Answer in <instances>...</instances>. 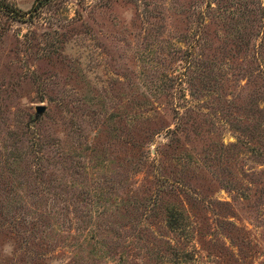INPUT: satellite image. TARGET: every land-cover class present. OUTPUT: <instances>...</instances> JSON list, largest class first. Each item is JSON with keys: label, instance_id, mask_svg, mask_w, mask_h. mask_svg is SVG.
Listing matches in <instances>:
<instances>
[{"label": "rangeland", "instance_id": "rangeland-1", "mask_svg": "<svg viewBox=\"0 0 264 264\" xmlns=\"http://www.w3.org/2000/svg\"><path fill=\"white\" fill-rule=\"evenodd\" d=\"M207 1L211 2L209 8L204 6ZM3 2L26 11L34 0ZM249 10L252 11L247 13ZM263 14L264 0H50L32 17L25 14L13 19L0 11V165L10 156L6 152L11 150L13 134L23 130L27 133L24 141L22 137L26 155L16 171L28 174L37 165L44 166L43 161L33 157L35 146L28 150L32 132L48 139L58 138L66 153L53 167L51 178L44 176L43 180L50 178L49 187L59 182V187L66 189L75 180L77 190L70 189L72 206L78 213L83 207L92 213L90 225L75 231V238L72 230L59 234L53 227L35 231L36 249L31 264H85L91 242L98 236L112 258L95 256L93 264H123V254H127L123 249L125 218L119 213L96 214L119 204L127 189H138L140 195L148 196L155 187L153 168H157V174H174V157L183 154L165 146L163 132L166 126H173L174 109L182 110L189 104H196L201 112H195L198 126L190 133V141H184L179 134V143L191 153L187 159L193 165L183 179L205 201L230 203L228 219L243 226L254 242L252 249L244 247L243 257V251L229 243L226 236L214 234V247L209 252L196 245L200 262L264 264V225L257 226L260 223L254 217L255 211L221 187L225 166L220 160L214 157L203 162L204 149L213 150L219 143L234 139L225 123L205 114L218 111V104L212 100L214 92L200 89L210 86L209 90L231 97L236 104L246 98L252 85L245 84V78H236L249 64L252 49L237 51L235 45L242 48L247 44L251 48L257 42L264 28V18L259 19ZM237 34L243 35L241 42ZM190 55L195 56L200 68L207 60H212L214 68H222L214 87L207 83L201 86L203 68L192 74L195 85L188 87L189 73L183 71V60ZM195 87L199 88L194 91L197 98L189 93ZM36 104L45 109L34 117ZM212 126L218 130L211 131ZM44 151L48 157L53 153L50 148L44 147ZM242 164L248 167L252 162L231 158L228 169L236 173ZM4 179L12 183L5 184ZM15 179L0 167V200L9 199L29 218L34 217L30 208L44 209L45 204L49 205L50 199L26 194L42 189L40 183L29 176L18 185ZM8 189L18 192L15 198L3 197ZM99 189L105 192L103 197L98 196ZM53 202L58 207L67 203L59 199L50 205ZM194 215L196 226L209 230L213 225L209 210H197ZM72 216L70 212L61 213L53 220L62 222ZM80 220L88 222L85 216ZM157 233L170 237L160 229ZM205 236L208 240L209 236ZM13 244L7 230L0 227V264H29L33 253L26 251L14 252L10 260ZM73 253L75 263L69 259ZM145 263L152 264L150 260Z\"/></svg>", "mask_w": 264, "mask_h": 264}, {"label": "trees", "instance_id": "trees-1", "mask_svg": "<svg viewBox=\"0 0 264 264\" xmlns=\"http://www.w3.org/2000/svg\"><path fill=\"white\" fill-rule=\"evenodd\" d=\"M49 1L34 0L30 9L21 11L11 4H4L3 0H0V11L7 13L13 19H20L25 14L32 17ZM210 3V1H207L204 6L209 8ZM261 8L263 9V7ZM251 11L249 10L247 13ZM199 14L202 15V12L199 11ZM263 18L264 14L259 16V19L263 20ZM235 37L238 42L244 39L243 35L240 34L235 35ZM235 47H237V51L252 49V56L248 60L249 64L242 69L243 72L236 78H245V84L252 85V88H250L246 98L239 104L235 102L234 104L231 97L228 98L226 95L220 94V92L213 91V89L209 90L210 86L200 88L204 89L206 93L214 92V95H211L214 97L212 100H214L215 104H218V108H216L218 111L205 114L218 118L225 123L228 130L233 133L234 139L227 144L219 143V147L213 150H211L212 148L204 149L202 158L204 159L203 162L205 160L209 161L214 157L218 161L220 160L225 167H223V176L219 184L231 192L237 200L244 201L246 208L255 211L254 217L259 220L258 223L260 224L257 226H260L264 225V60H260L261 56L264 55V28L257 42L252 44L251 48L247 44L242 48H239L240 45L238 44ZM207 61L205 68L202 67L204 69L202 73L205 76L203 75L204 78H200V81H202L201 86H205V83H207L214 87L216 76L219 75V69L221 70L222 68H214L212 60ZM226 67L228 66L224 68ZM183 68V71L187 70V73H189L188 87L194 86V82L191 81V79H194V77H191L192 74L202 71L195 56H186L183 60ZM239 72L240 70L237 73ZM194 89L189 93L192 97L197 98L199 96H194L196 94L194 91H199V88L195 87ZM179 109L180 107L174 109L175 120L173 126H166L163 132V137L166 139L165 146L176 150L178 154H183V156L176 155L174 157L177 165L174 174L167 175L160 171L157 174V168H153L155 172L153 180L155 187L148 196L140 195L139 191H137L138 189H127L123 192V198H119V204L114 205L112 209L105 208L96 214L98 216L106 214L114 216V214L119 213L123 219L125 218L122 224L124 232L123 249L127 251V254H123V264H147L145 261L148 262L149 260L152 264H201L198 246L199 249H205L209 252L214 247L212 245V236L214 234L226 236L229 243H234L239 250L243 251V257H246L244 247L252 249L254 246V242L247 236V230L243 226H237L234 221L228 219L227 215H229L231 208L230 203L218 200L205 201V198L196 191V188L190 186L188 181L183 179L184 173L191 170L193 165L187 159L190 158L191 153H188L183 148V144L179 143V134H182L184 141H190V133L198 126L195 122L197 119L195 112H201V109L196 104L183 105L181 107L182 110ZM211 129V131L218 130L213 126ZM158 132L156 131V133ZM32 134L35 136L30 137L33 140H30L31 143L29 141L30 148L28 147V150H33L31 145L35 146L36 151L33 157L43 161L44 166L37 165V167L30 170L29 174L27 171L24 172L25 174L20 173L19 170L16 171L20 160H23L26 155V151L22 150V142L26 139L27 133L23 130L19 134H13L9 144L11 150L7 149L6 152L7 154L10 153V156L7 155L1 161L0 167L5 169L9 177L15 178L16 176L15 181L19 182L18 185L27 181L29 176L34 182L42 185V189L33 193L27 191L26 194L38 197V199H50V203L59 199L63 202L67 201V203H63L59 207L54 202L51 205L50 203L49 205L45 204L44 209L32 207L30 211L34 213V217L29 218L27 215L20 213L16 206H12L9 199L2 198L0 200V227L5 228L13 240L12 255L18 251L33 253L28 261L29 264L32 263L36 249L33 234L35 231L40 232L46 228V231H48L50 227H53L59 234V232L66 233L72 230V238H75L74 232L86 229L90 225L92 217V213L89 212L90 209L83 207L78 213L77 207L75 205L72 206L73 191L74 189L77 190L75 180L68 181L69 186L67 189L65 186L59 187V182L56 183V186H48L53 167L58 164L59 158H63L66 153L64 147L60 146L58 138L48 139L40 136L35 131ZM150 139L149 141H151ZM44 147L53 149V153L49 157L47 156V151H44ZM231 158L238 159L239 162L248 160L252 164L248 167H243L242 164L238 167L236 173H232L228 169L229 159ZM143 162L141 163L142 169ZM258 166L259 168H257ZM134 171L137 172L138 170L135 169ZM44 176H49L50 178L43 180ZM54 180L52 179V181ZM4 181L5 184L12 183L7 179L2 182ZM70 189H73V191ZM41 190L43 191L38 196V192ZM17 193L14 189H8L3 194V197L15 198ZM104 195L105 192L99 189L98 196L103 197ZM67 206H71V209L68 210ZM215 206L219 207V210L217 208L214 209ZM197 210H202L203 212L209 210L212 213L213 225L208 228L209 230H206V227H201V225L196 226L194 213ZM67 212L72 213L73 216L67 217L62 222L57 219L53 220L54 215L67 214ZM84 216L88 219L86 223L80 220V217ZM98 226L100 227V225ZM93 227L95 230L96 227ZM158 229L166 231L170 237H164L163 234L157 233ZM205 235L209 236L208 240ZM98 237H94L95 239L93 238V242H91V249L84 258L85 264H93V261L97 259L95 256H98L99 259L112 258L106 243L103 240L98 241ZM83 240L85 241L87 238H83ZM99 242L100 246H98ZM87 243H89V240L85 242V245ZM144 248L146 249L144 250ZM74 256L75 253L69 257L73 263H75V260H73ZM12 259H14V255L10 257V260ZM103 264L107 263L104 262Z\"/></svg>", "mask_w": 264, "mask_h": 264}, {"label": "water", "instance_id": "water-1", "mask_svg": "<svg viewBox=\"0 0 264 264\" xmlns=\"http://www.w3.org/2000/svg\"><path fill=\"white\" fill-rule=\"evenodd\" d=\"M44 106L41 104H36L34 106V117H37L38 115L42 114V112L44 111Z\"/></svg>", "mask_w": 264, "mask_h": 264}]
</instances>
